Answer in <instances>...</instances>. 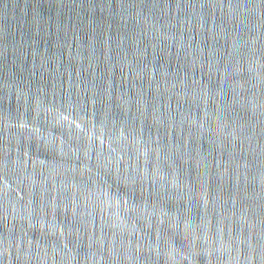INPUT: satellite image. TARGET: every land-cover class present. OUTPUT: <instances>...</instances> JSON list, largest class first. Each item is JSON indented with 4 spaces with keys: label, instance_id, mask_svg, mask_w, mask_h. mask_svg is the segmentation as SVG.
Returning a JSON list of instances; mask_svg holds the SVG:
<instances>
[{
    "label": "water",
    "instance_id": "water-1",
    "mask_svg": "<svg viewBox=\"0 0 264 264\" xmlns=\"http://www.w3.org/2000/svg\"><path fill=\"white\" fill-rule=\"evenodd\" d=\"M0 264H264V0H0Z\"/></svg>",
    "mask_w": 264,
    "mask_h": 264
}]
</instances>
